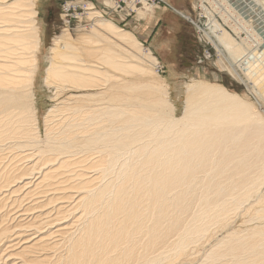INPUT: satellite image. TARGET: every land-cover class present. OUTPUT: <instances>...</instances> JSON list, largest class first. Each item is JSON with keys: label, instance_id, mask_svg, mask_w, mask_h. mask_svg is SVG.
I'll list each match as a JSON object with an SVG mask.
<instances>
[{"label": "bare ground", "instance_id": "1", "mask_svg": "<svg viewBox=\"0 0 264 264\" xmlns=\"http://www.w3.org/2000/svg\"><path fill=\"white\" fill-rule=\"evenodd\" d=\"M109 1L125 20L142 4ZM228 2L231 29L205 8L194 30L264 101V4ZM107 3L89 0L91 26L46 55L37 1L0 0V264H264V116L201 79L178 116L158 58ZM41 63L58 94L42 119Z\"/></svg>", "mask_w": 264, "mask_h": 264}, {"label": "rangeland", "instance_id": "2", "mask_svg": "<svg viewBox=\"0 0 264 264\" xmlns=\"http://www.w3.org/2000/svg\"><path fill=\"white\" fill-rule=\"evenodd\" d=\"M36 1L37 9L40 11L39 19L43 24V37L47 47L45 51L46 55L49 54L48 52L53 46L54 41L60 37L65 29L70 30V33L76 36L83 28L86 30L93 23L92 21L87 22L90 21L88 18L86 21L82 20V18L80 23H75L74 26L65 28L62 31L59 8L63 7L65 9V16H67L69 9H77L78 0H63L65 2L64 5L62 0ZM79 1L82 5L89 3V0ZM201 1L199 11L196 8L194 11L192 0H149V2L148 0H142V4L139 6L134 5L128 8L131 9L129 11L130 17L125 20V17H122L118 13L114 2L104 0V3L110 2L106 4L108 7L105 6V9L108 8V10H104V13L107 20H112V22L117 23L127 31H131L144 47L150 49L158 58L159 66L155 70L163 79L165 78L166 83L169 85L171 99L176 106L178 116L181 115L184 109L185 89L191 79H201L223 85H225L224 81L228 82L232 86L230 88L225 85L228 90L236 92L247 101L254 103L264 116V101L252 94L251 90L243 82L239 83V81L230 76L222 65V62L224 61L227 66L229 64L225 59H220L221 54L219 50L208 41L207 37L205 39L204 32L197 33L194 30L195 26L204 27V24L208 26L210 21H208L209 17L205 15V8L208 9L207 13L209 9L213 11V17L220 24H224L223 20H226L227 17H235V14L232 13L234 11L233 7L230 8L231 5H227L229 3L228 0H213L214 2L212 1L213 3L211 4L210 2ZM204 2L206 3L203 5ZM225 2L226 4H224ZM261 2L264 4V0H261ZM225 7L228 9H225ZM60 9L62 10V8ZM98 10H101V8H97ZM227 10L232 12L227 14ZM219 13L221 14L219 15ZM227 24L230 25L231 29L234 22L228 18ZM230 29H228L229 32H231ZM241 36L242 38L246 37L244 33ZM209 53L211 54L210 57ZM41 65L42 67H40L36 77L35 98L37 107L44 109L43 111L40 110L42 119L46 111L55 104V97L58 94L55 88H48L45 85L46 66L42 63ZM234 85L239 86L241 91L232 89ZM243 222V219H238L236 225L239 226Z\"/></svg>", "mask_w": 264, "mask_h": 264}, {"label": "built area", "instance_id": "3", "mask_svg": "<svg viewBox=\"0 0 264 264\" xmlns=\"http://www.w3.org/2000/svg\"><path fill=\"white\" fill-rule=\"evenodd\" d=\"M128 2H130V0H127ZM63 5L65 4V2L62 0ZM118 2L124 3L123 0H118ZM62 8V10L60 9ZM59 8V18H60V27L63 31V29L67 28L68 26H74L75 23H80L81 19L86 21L87 17H88V13H87V8L85 5H82L80 3V1L78 0V4H77V9H69L68 10V15L66 16V21L67 23L60 17L61 16V12L65 13V9L63 7ZM129 11H131V9H129ZM126 13V12H125ZM72 22V24H71ZM87 22H91V21H87ZM203 52V51H202ZM202 54V53H201ZM203 55V54H202ZM204 56V55H203ZM201 62V61H200ZM199 62V63H200Z\"/></svg>", "mask_w": 264, "mask_h": 264}, {"label": "trees", "instance_id": "4", "mask_svg": "<svg viewBox=\"0 0 264 264\" xmlns=\"http://www.w3.org/2000/svg\"><path fill=\"white\" fill-rule=\"evenodd\" d=\"M224 84L226 85V86H228V87H232L228 82H226V81H224ZM232 89H234V90H237V91H241V88L239 87V86H237V85H234V87L232 88Z\"/></svg>", "mask_w": 264, "mask_h": 264}, {"label": "crops", "instance_id": "5", "mask_svg": "<svg viewBox=\"0 0 264 264\" xmlns=\"http://www.w3.org/2000/svg\"><path fill=\"white\" fill-rule=\"evenodd\" d=\"M193 6V5H192ZM193 9H194V6L192 7ZM195 11V10H194ZM186 18H187V16H186ZM187 19H190V18H187Z\"/></svg>", "mask_w": 264, "mask_h": 264}]
</instances>
